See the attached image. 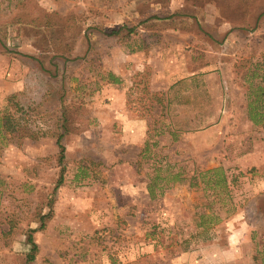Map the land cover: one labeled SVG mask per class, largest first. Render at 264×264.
Instances as JSON below:
<instances>
[{
  "label": "rangeland",
  "instance_id": "rangeland-1",
  "mask_svg": "<svg viewBox=\"0 0 264 264\" xmlns=\"http://www.w3.org/2000/svg\"><path fill=\"white\" fill-rule=\"evenodd\" d=\"M7 119L0 264H264V0H0Z\"/></svg>",
  "mask_w": 264,
  "mask_h": 264
},
{
  "label": "trees",
  "instance_id": "trees-1",
  "mask_svg": "<svg viewBox=\"0 0 264 264\" xmlns=\"http://www.w3.org/2000/svg\"><path fill=\"white\" fill-rule=\"evenodd\" d=\"M115 81H117V78H115ZM67 111H63L60 115V118H59V127H58V131L55 132V137H56V141H57V145H58V148H59V153H58V158H59V161L60 163H64V160L66 159V148H65V145H64V137L66 135V133L72 131L71 128H70V124H69V117L67 116ZM20 122H17L16 124V121H11L9 119H7V121L5 123H3L2 120H0V126L1 125H4L6 129H13L15 130L16 129V126L17 125H20L19 124ZM18 129V128H17ZM22 131V129H21ZM2 134V131L0 130V135ZM3 136H5V133L3 134ZM63 172H64V168H62V171H61V176H60V179H59V183H62L63 181ZM151 195L153 193V190L150 191ZM45 219V216L43 217ZM44 225V224H43ZM42 225V227H43ZM33 229L30 230V232L28 233V242L30 243L31 245V249H30V253L28 254V257H29V260L33 261L36 257V252L38 250V244L37 242L34 240V236H33Z\"/></svg>",
  "mask_w": 264,
  "mask_h": 264
},
{
  "label": "crops",
  "instance_id": "crops-1",
  "mask_svg": "<svg viewBox=\"0 0 264 264\" xmlns=\"http://www.w3.org/2000/svg\"><path fill=\"white\" fill-rule=\"evenodd\" d=\"M233 35L235 36L236 34L234 33Z\"/></svg>",
  "mask_w": 264,
  "mask_h": 264
}]
</instances>
